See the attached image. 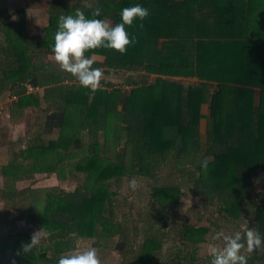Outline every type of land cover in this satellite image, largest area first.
Returning <instances> with one entry per match:
<instances>
[{"label":"trees","instance_id":"16d2710c","mask_svg":"<svg viewBox=\"0 0 264 264\" xmlns=\"http://www.w3.org/2000/svg\"><path fill=\"white\" fill-rule=\"evenodd\" d=\"M240 1L89 0L94 7L103 2L118 23L125 7L139 4L149 10L144 21L137 19L133 26H126L130 37L134 35L138 41L126 54L106 48L86 53L88 57L103 55L102 66L108 71L156 75L149 83L132 82L134 87L124 98L119 89L100 88L93 93L80 84H63L74 77L57 63L50 68L34 63L37 56L46 60L54 56L52 47L61 15H74L80 8L93 18L91 10L84 8L85 0H56L41 34H29L25 22L3 28L9 39L0 44V78L11 83L21 110L45 105L49 139L35 136L23 150L13 153L7 164H1L0 176L7 185L1 197L14 207L18 205L47 237L25 254L22 245L31 242L32 233L0 232L1 264L8 256L10 264H58L71 240L94 239L93 245L99 246L101 237L116 234L119 248L136 252L127 264L202 262L194 249L206 240V226L183 223L174 236L179 243L177 254L160 257L158 247L165 237L160 230L149 233L140 245L136 243L138 222L129 226L126 221H108L116 219L118 189L125 179L128 184L139 177L157 179L167 163L194 183L202 203L215 207L226 218L238 219L245 209L253 208L254 228L264 238V183L260 192L254 191V177L264 172V90L256 93L242 87L233 88L234 92L226 87L255 83L225 71L240 67V58L247 59L228 53L223 42V36L239 23L240 16L233 12L237 8L231 4ZM96 18L105 19V14ZM196 77L203 81L186 80ZM212 82L217 83L213 91ZM27 86L45 88L43 93H27ZM256 94L258 105L253 101ZM205 104L211 111L202 130ZM55 128L59 133L52 137ZM49 174L60 180L77 178L79 184L69 191L57 186L43 190L33 184L38 175ZM29 178V186H17L18 181ZM151 187L148 215L159 217L162 224L165 211L180 203L182 188L174 183ZM129 190L132 193L130 186ZM246 256L248 264H264V252Z\"/></svg>","mask_w":264,"mask_h":264},{"label":"rangeland","instance_id":"374dc122","mask_svg":"<svg viewBox=\"0 0 264 264\" xmlns=\"http://www.w3.org/2000/svg\"><path fill=\"white\" fill-rule=\"evenodd\" d=\"M46 23L48 24V22ZM47 24L36 26V28L33 27L32 30L35 31L33 34H41L43 32V28ZM27 31L31 33L29 27L27 28ZM14 35L17 34L14 33ZM2 37L6 41L7 39H9V35L6 36L5 33ZM48 58H54V56H48ZM35 60L37 63H39L42 60V57L39 56L38 58H35ZM77 81L78 80L75 78L73 80H66L63 84H79V82ZM117 84L121 88H124V86L126 85L125 81L117 82ZM9 86H11V83H9ZM102 86L108 87V85ZM123 90L128 92L125 93L122 98L126 97V94L131 91V87L124 88ZM45 110H47L45 109V105L37 108V110L33 107H28V110L26 109L24 111L20 109V114L18 111L14 112L12 117L9 119L10 123L6 122L5 127L0 129V174L2 172L1 164H7L12 159L13 153L15 154V152L23 150L26 146H28V142L32 141L35 136L43 135V138H45L44 140L47 141L49 139V137L46 135L47 130L44 125L47 115ZM16 115H19L20 118H17ZM22 122L24 124H21ZM51 132L52 137H57L56 134L59 133V129L55 128ZM172 167L173 165H171L170 163L164 165L157 179L139 177L138 187L133 190L132 193L129 190V184L125 179L123 185H121L118 189L119 193L117 195V205L115 208L116 219H108V221L115 224L126 221L128 222L129 226H133L134 221L138 222L140 224L138 225L140 229V236L136 243L140 245L143 243L144 239L149 233L152 232L151 234H155L156 231L160 230L165 234V237L161 238L160 246L158 247V251L160 250V252H162L160 257H169L170 255H173V253L177 254V244L179 243L175 242V239L177 237L174 236H178L177 230L180 229L183 223L192 224L194 226H206L209 228L207 234L205 235L206 240L199 245L198 249L194 250L197 258H201L200 261L202 262L200 263L210 264L211 248L214 246H222V239L213 240L212 237L217 232H223L224 234L231 236L236 231H241L243 233L249 228L255 229V217H253V208L251 209L250 207L248 208V210L245 209L241 217H239L238 219L226 218L223 213H220L215 209V207H207L209 206L208 203H202V200L204 199L201 200V198L196 195L192 185L194 183L192 182V184H190L187 177L182 178L177 169H174ZM30 179L31 178L27 179V181H18L17 186L19 188L29 186L31 184ZM170 183L181 186V199L180 203L177 206L170 207V210L165 211L163 217V221L165 224L163 222L161 224L159 223L160 221H157L159 217L155 219L151 218L148 215V211L152 207V205L150 204L152 193L151 186L154 184L162 185ZM263 183L264 172L259 171V174L254 177V191L256 193L261 191ZM33 184L38 188H42L43 190H48L49 188L57 186L69 191L75 189L79 182L77 178L60 180L55 174H49L47 176L38 175L36 180L33 181ZM6 186L7 185H5L4 183V178L0 176V191L4 190ZM43 190L40 191L39 194L44 192ZM1 194L2 191L0 192V232L5 235L16 234L20 231H28L29 233H32V235L38 232V228H36L37 226L33 222L29 221L27 214L18 210V205L17 207L12 206L11 202H9L10 200L6 198L3 199V197H1ZM254 204L256 203L254 202ZM248 215H250V217H248ZM152 220L154 226H151ZM130 231L133 230L131 229ZM40 234L42 236L40 243L46 242V234H43L41 232ZM93 241L94 239L84 238L71 240L69 242L66 254L73 250L95 248L101 258L102 264H127L129 261L132 263L131 260L136 255L135 251L125 252L122 248L118 247L119 234L101 237L99 239L101 245L99 246H94ZM263 252V245L252 253H247L246 248L242 250V254L244 255L262 254ZM10 259V256L3 258L2 264H10Z\"/></svg>","mask_w":264,"mask_h":264},{"label":"clouds","instance_id":"9594fccd","mask_svg":"<svg viewBox=\"0 0 264 264\" xmlns=\"http://www.w3.org/2000/svg\"><path fill=\"white\" fill-rule=\"evenodd\" d=\"M84 8L91 10L93 18H88L80 8L75 10L74 15L59 17L52 52L55 62L62 71L70 73L83 88L91 89L94 93L100 90L104 73L100 68H93L95 59L86 56V53L106 48L121 55L126 54L128 48L138 42L136 36L130 37L126 26H133L137 19L144 21L150 13L139 4L125 7L120 12L122 22L113 25L108 19L96 18L101 16L102 9L94 7L89 0H85ZM139 27L142 29L143 23ZM129 186L135 190L138 181L131 180ZM41 239L40 231L34 233L31 242L22 245V251L25 254L33 252L40 245ZM212 239H222V246L211 248L210 264H248V257L242 254V250L246 248L247 253H252L264 245V238L258 230L252 228L243 233L236 231L231 236L217 232ZM58 264H102V261L95 248H86L62 255Z\"/></svg>","mask_w":264,"mask_h":264},{"label":"crops","instance_id":"0c3cea01","mask_svg":"<svg viewBox=\"0 0 264 264\" xmlns=\"http://www.w3.org/2000/svg\"><path fill=\"white\" fill-rule=\"evenodd\" d=\"M64 1L73 2V0ZM54 4H56V0H0V44L4 40L2 36L4 34L3 30L5 29V27H8L10 25L18 27L20 26V22H25L30 29L31 33L29 34L32 35L35 32L34 30H32L33 27L36 28V26L47 24L46 22H49L50 10L53 9L52 7L54 6ZM231 5L237 8L235 9V11L233 8V12L235 17L240 16L238 18L239 23L236 24L237 27L235 30H230L231 33L223 36L224 46L226 47V51L228 53L230 51L232 53H239L240 56H247V59L240 58V67L235 66L232 68H227L225 71L227 74L228 72L238 73L244 78L243 79L241 77L244 82L246 80H255V83H252L253 81H251L250 85L244 86L243 84H238L233 86L227 85L226 87L228 88V90H233L234 92L236 89L233 88L239 89L245 87L247 89L256 91V93H259L264 90V0H241L239 3L235 2ZM97 6L102 9V13L105 14V19L111 21L113 25L118 23L114 16V13L109 8H107L103 2H99ZM38 57L39 56L35 58ZM91 57L95 59L93 68H100L104 73L103 79L101 81V88L108 89L109 91L113 90L102 85L113 86L118 85L117 82L125 81L127 85L126 88L131 87L132 90V88L134 87L132 82L145 80L149 83L156 76L154 74H123L108 71L102 66V63L104 61L103 55L94 54ZM35 58L34 63L42 67L47 66L50 68L53 67L56 63L54 58H48L47 60L45 58H42L39 63L36 62ZM73 79H75V77ZM186 80L188 82L203 81V79H200L199 77L191 79L187 78ZM75 84L77 83H74V85ZM216 84V82H212L211 91L214 90ZM44 88L45 87H42L39 90L40 93H43ZM121 92L124 95L128 91ZM27 93L30 92L27 91ZM18 101L19 96L11 93L9 81H7L5 78H0V108H2L0 117V129L5 127L6 122L10 123L9 119L12 117L14 112L20 111ZM253 101H256V105L259 104L258 94H256V100L253 99ZM26 109L28 110V108ZM26 109H23V111ZM35 109L37 110V108ZM210 111L211 109L209 104H205L202 107V130H205L206 128V123L208 122V118L210 117ZM16 117L20 118L19 115H16ZM21 124L24 123L22 122Z\"/></svg>","mask_w":264,"mask_h":264},{"label":"built area","instance_id":"2783aa9c","mask_svg":"<svg viewBox=\"0 0 264 264\" xmlns=\"http://www.w3.org/2000/svg\"><path fill=\"white\" fill-rule=\"evenodd\" d=\"M127 87V85H125L124 86V88H126ZM106 88H109V89H121V91H124L123 89L124 88H121L120 86H118V85H113V86H106ZM41 88L40 87H33V86H29L28 87V92H30V93H33V92H35V91H37V90H40ZM2 108H0V110H1Z\"/></svg>","mask_w":264,"mask_h":264}]
</instances>
